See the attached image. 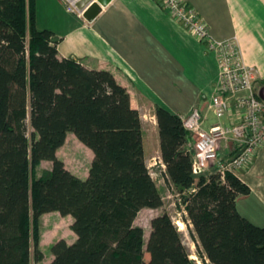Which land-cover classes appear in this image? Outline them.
Listing matches in <instances>:
<instances>
[{
  "label": "trees",
  "instance_id": "obj_1",
  "mask_svg": "<svg viewBox=\"0 0 264 264\" xmlns=\"http://www.w3.org/2000/svg\"><path fill=\"white\" fill-rule=\"evenodd\" d=\"M155 117L166 181L183 194L203 262L264 264V227L237 208L250 186L230 171L194 175L183 118L162 106ZM70 132L94 153L85 179L57 155ZM43 161L52 167L39 172ZM163 204L128 89L60 57L53 32L37 27L36 0H0V264L41 260V216L53 211L73 217L77 238L57 240L50 264H195L168 213L145 243L135 220Z\"/></svg>",
  "mask_w": 264,
  "mask_h": 264
},
{
  "label": "crops",
  "instance_id": "obj_2",
  "mask_svg": "<svg viewBox=\"0 0 264 264\" xmlns=\"http://www.w3.org/2000/svg\"><path fill=\"white\" fill-rule=\"evenodd\" d=\"M184 1L207 22L212 38H237L245 63L258 71L257 91L264 93V0ZM36 16L39 29L53 32L60 57H74L88 68L106 69L115 75L128 89L132 106L140 111L143 129L147 123L144 119L149 115L157 124V106L181 118L199 108L206 130L217 121L209 108L220 80L217 54L175 20L161 0H113L92 22L67 11L66 0H36ZM223 122L232 121L227 115ZM70 133L65 142L74 137ZM194 144L191 134L187 147L193 149ZM83 145L91 155L86 172H78L67 163L66 167L85 179L94 153ZM64 146L59 148L57 155L66 162L61 154ZM220 152L223 159H229L237 149L231 142L222 141ZM159 162L166 175L161 156ZM233 173L251 188L250 194L237 198L239 212L264 227V147L245 168ZM65 217L74 221L71 215ZM69 237L60 236L73 243L77 235L72 231Z\"/></svg>",
  "mask_w": 264,
  "mask_h": 264
},
{
  "label": "built area",
  "instance_id": "obj_3",
  "mask_svg": "<svg viewBox=\"0 0 264 264\" xmlns=\"http://www.w3.org/2000/svg\"><path fill=\"white\" fill-rule=\"evenodd\" d=\"M79 0H66L69 12L83 16ZM162 6L207 49L215 51L220 67V80L209 108L217 121L209 130L203 128V114L194 108L183 117L185 128L193 134V173L196 176L218 172L224 179L228 171L245 168L264 147V99L256 88L258 71L245 63L236 37L216 40L211 37L206 21L184 0H161ZM230 123L223 122L226 116ZM231 142L237 153L229 158L220 156L221 142Z\"/></svg>",
  "mask_w": 264,
  "mask_h": 264
},
{
  "label": "rangeland",
  "instance_id": "obj_4",
  "mask_svg": "<svg viewBox=\"0 0 264 264\" xmlns=\"http://www.w3.org/2000/svg\"><path fill=\"white\" fill-rule=\"evenodd\" d=\"M144 120L145 122H147L144 123L143 129L146 162L150 171L152 172L151 174H153L156 182L159 185L164 204L160 208H144L143 210H141L135 220V224L143 227L145 232V243H147L152 229V219L160 214L168 213L181 232L183 243L187 247L190 256L194 260L195 264H205L197 253V243L191 233V230H194V228L192 223H188L190 220L188 211L186 210V205L183 202V194L180 193L179 190H177L174 186H170L168 184V182L166 181V175L161 170L162 167L159 162L160 147L157 124L155 123L153 117L150 115L147 116ZM26 123L28 135L29 137H31L34 129L32 128L29 119H27ZM71 135H74V137L68 138L67 142H65L66 144L64 143L65 146L62 148L61 154L66 160L65 165L67 163L70 167L77 170L78 172L84 173L86 172L91 161L90 152L81 143V141L76 138V135L74 133L71 132L70 136ZM220 156H223L221 152ZM51 167L52 163L50 161H44L40 165L38 170L39 172H41L43 169H51ZM58 213H49L41 218L42 237L39 248L43 253V258L39 261L33 258L31 264H50L53 259V254L51 251L52 245L57 240L61 239L60 236H67L68 238H70L69 235L72 234L73 231L71 228L73 222L65 216H60V214ZM145 258L149 259V254L147 252H145ZM207 264L212 263L207 260Z\"/></svg>",
  "mask_w": 264,
  "mask_h": 264
},
{
  "label": "water",
  "instance_id": "obj_5",
  "mask_svg": "<svg viewBox=\"0 0 264 264\" xmlns=\"http://www.w3.org/2000/svg\"><path fill=\"white\" fill-rule=\"evenodd\" d=\"M113 0H79L77 6L83 11V17L92 22L100 14L104 7L109 5ZM263 91L260 96L264 99Z\"/></svg>",
  "mask_w": 264,
  "mask_h": 264
},
{
  "label": "bare ground",
  "instance_id": "obj_6",
  "mask_svg": "<svg viewBox=\"0 0 264 264\" xmlns=\"http://www.w3.org/2000/svg\"><path fill=\"white\" fill-rule=\"evenodd\" d=\"M182 224V223H181Z\"/></svg>",
  "mask_w": 264,
  "mask_h": 264
}]
</instances>
